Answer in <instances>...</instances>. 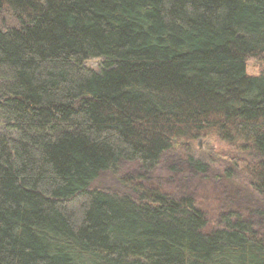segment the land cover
Segmentation results:
<instances>
[{"label":"trees","instance_id":"trees-1","mask_svg":"<svg viewBox=\"0 0 264 264\" xmlns=\"http://www.w3.org/2000/svg\"><path fill=\"white\" fill-rule=\"evenodd\" d=\"M249 59L264 63V0H0V264H264L243 213L210 229L191 198L92 188L217 138L264 197Z\"/></svg>","mask_w":264,"mask_h":264},{"label":"rangeland","instance_id":"rangeland-1","mask_svg":"<svg viewBox=\"0 0 264 264\" xmlns=\"http://www.w3.org/2000/svg\"><path fill=\"white\" fill-rule=\"evenodd\" d=\"M6 22L11 25L13 21L9 19ZM100 65L99 59L85 63L86 67L94 71H98ZM246 70L249 76H260L264 74V63L249 59ZM3 130L0 120V131L6 133ZM233 156L234 150L217 138L203 139L190 148L185 145L174 146L163 154L160 164L152 171H143L136 162L122 163L115 174L103 173L92 188L135 197L119 181V178L129 177L135 183L158 189L176 200L193 199L196 207L205 214L210 229L222 226L220 217L225 213L238 211L252 220L260 234H264V197L251 189L241 171L232 168ZM197 163H203L204 166L201 164L198 167ZM228 169L234 171L231 179L226 178Z\"/></svg>","mask_w":264,"mask_h":264}]
</instances>
